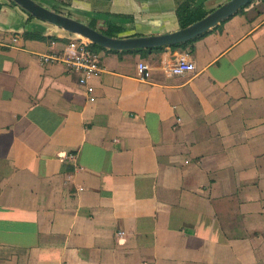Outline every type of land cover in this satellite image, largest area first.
I'll use <instances>...</instances> for the list:
<instances>
[{
	"label": "crops",
	"instance_id": "0c3cea01",
	"mask_svg": "<svg viewBox=\"0 0 264 264\" xmlns=\"http://www.w3.org/2000/svg\"><path fill=\"white\" fill-rule=\"evenodd\" d=\"M69 1L131 16L121 36L180 27L176 0ZM24 18L0 0V264H264V1L185 48L94 50L83 84Z\"/></svg>",
	"mask_w": 264,
	"mask_h": 264
},
{
	"label": "water",
	"instance_id": "95a60500",
	"mask_svg": "<svg viewBox=\"0 0 264 264\" xmlns=\"http://www.w3.org/2000/svg\"><path fill=\"white\" fill-rule=\"evenodd\" d=\"M10 1L25 14V18L23 19L25 22L23 25L25 30L42 33L47 29V25H51L69 34L83 37L90 43L103 49L113 51H133L142 49L151 50L162 47H171L178 44H186L187 42L202 36L210 29L228 19L252 0H225L223 3L209 11L205 16L186 27H179L171 32L141 36H109L96 27L100 21L104 26V23L107 22L126 24L132 20H126L93 10L62 4L54 0ZM206 1L207 0H197L195 5L198 6ZM61 10H65L67 13H63ZM69 13H73L74 15H69ZM78 15L87 19H95L97 21L95 27L90 26L84 20L79 18ZM29 19H35L38 23H29Z\"/></svg>",
	"mask_w": 264,
	"mask_h": 264
},
{
	"label": "built area",
	"instance_id": "2783aa9c",
	"mask_svg": "<svg viewBox=\"0 0 264 264\" xmlns=\"http://www.w3.org/2000/svg\"><path fill=\"white\" fill-rule=\"evenodd\" d=\"M44 63L62 62L66 65L68 71L77 70L83 73L80 83H85L94 73L100 70L99 61L94 50L90 47V42L83 39L79 42H70L65 45L61 54H47L42 56ZM162 70L167 76H177L195 71L194 61L189 52L181 53L173 61L164 62ZM136 73L141 81L151 79L152 67L144 60H138L136 63ZM91 91L89 87L87 89ZM73 154L69 153L66 158L71 160ZM124 233L119 232L122 236Z\"/></svg>",
	"mask_w": 264,
	"mask_h": 264
},
{
	"label": "trees",
	"instance_id": "16d2710c",
	"mask_svg": "<svg viewBox=\"0 0 264 264\" xmlns=\"http://www.w3.org/2000/svg\"><path fill=\"white\" fill-rule=\"evenodd\" d=\"M54 1L60 2L62 4H66V5H71V1H69V0H67V1L65 0L64 2L61 0H54ZM196 1L197 0H176L175 13H176V17H177L178 24L180 27H186L187 25L193 23L194 21L199 20L200 18L205 16L209 11L212 10V9L206 10L204 8V3H201L200 5L196 6L195 5ZM252 1H254V0H252ZM262 1H264V0H262ZM244 7H246V6H244ZM244 7L239 9L238 12L242 11L244 9ZM96 12H98V11H96ZM100 13L110 15L113 17L126 19V20H131V16H129V15L112 14L109 12H100ZM96 23H97V21L95 19H89L88 24L90 26L95 27ZM104 27H105L104 32L107 35L118 36L121 32L124 31L125 24L117 23V22H107V23H104ZM207 33L203 34L202 36L206 35ZM22 36L26 39H46L47 38L45 35H43V32L42 33L41 32H32L30 30H24L22 33ZM202 36H200V37H202ZM200 37H198V38H200ZM48 38L53 39V40L58 39L56 36H48ZM198 38H196V39H198ZM196 39L191 40V41L187 42L186 44H178L175 46H171L170 48H185L187 45H190L191 43H193V41H195ZM90 47L93 50L103 49V48H100V47H98L92 43H90ZM163 48H166V47H162V48H158V49H151V50L150 49L133 50L130 52L146 54V53H149L150 51L160 50ZM106 50H108V49H106ZM111 51H113V50H111Z\"/></svg>",
	"mask_w": 264,
	"mask_h": 264
},
{
	"label": "rangeland",
	"instance_id": "374dc122",
	"mask_svg": "<svg viewBox=\"0 0 264 264\" xmlns=\"http://www.w3.org/2000/svg\"><path fill=\"white\" fill-rule=\"evenodd\" d=\"M61 1H65V0H61ZM67 1V0H66ZM260 5H261V3H260ZM61 12H63V13H67L65 10H61ZM69 15H74L73 13H69ZM78 17L79 18H81L82 20H84L86 23H88L89 22V19H87V18H85V17H83V16H79L78 15ZM37 20H35V19H29V23H32V22H36ZM96 27L98 28V29H100L101 31H105V27L103 26V23L100 21V22H98V24L96 25ZM47 28H50V30H55L54 32H58V33H61V32H65V31H63V30H61V29H52V28H55V27H51V25H47ZM56 30H61V31H56ZM65 36L66 37H60L62 40H64V42H65V45H67V44H69L70 42H79L80 40H84L85 42H87V39H85V38H83V37H80V36H77V35H72V34H69V33H67V32H65Z\"/></svg>",
	"mask_w": 264,
	"mask_h": 264
}]
</instances>
